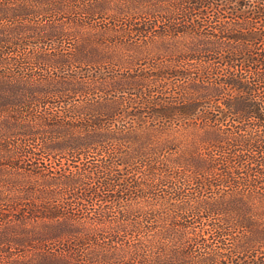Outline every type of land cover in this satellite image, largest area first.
<instances>
[{
  "label": "trees",
  "instance_id": "obj_1",
  "mask_svg": "<svg viewBox=\"0 0 264 264\" xmlns=\"http://www.w3.org/2000/svg\"><path fill=\"white\" fill-rule=\"evenodd\" d=\"M94 1L0 0V159L13 169L20 157L41 156L43 164L9 181V199L0 194L14 208L0 218L18 229L5 243L35 249L28 264H250L239 257H264V134L254 129L264 127V0H218L237 4L241 23L217 29L213 48L223 64L209 67L217 78L192 82L169 101L143 98L160 87L149 78L105 76L116 55L94 38L25 24L60 13L89 19L105 8V0ZM216 1L130 0L121 10L163 18L171 33L192 30V17ZM69 36L76 44L65 52ZM47 44L54 47L46 51ZM76 64L86 70L82 80L49 73ZM166 75L173 76L157 74ZM223 93L217 112L212 103ZM30 142L32 149L22 147ZM203 221L206 230L195 225Z\"/></svg>",
  "mask_w": 264,
  "mask_h": 264
},
{
  "label": "rangeland",
  "instance_id": "obj_2",
  "mask_svg": "<svg viewBox=\"0 0 264 264\" xmlns=\"http://www.w3.org/2000/svg\"><path fill=\"white\" fill-rule=\"evenodd\" d=\"M102 1L104 0H95L94 2ZM173 1L174 0H170V2ZM88 2L92 3L93 1ZM122 3L129 6L131 5L130 0H105L103 12L95 11V13H97L96 16L89 19L85 16L60 13L55 17H47L46 19L37 18L25 24L60 26L64 28L63 31H69L70 33H74V35L84 34L94 38L92 43L99 42L103 49L108 47L111 49L112 53L116 55L114 60L107 62L104 66V68H106L104 69L105 76L119 78L127 74H132L133 77L138 79L141 78L143 81H147L149 78L153 80L154 84L159 83L158 85H160V87L153 88V91L148 96L146 95L143 97L146 101H156L158 98L169 101L171 98L180 97L181 94H183V90L192 82L199 81L201 85L206 81L214 82V78H217V72L212 71L209 67H218L219 64H223L221 61L223 53H215L218 50L213 48L216 47L214 41L220 40L216 39V37L218 38L221 34V31H217V29L219 27H229L233 23H241V21L236 19L233 10L234 7L238 8L237 4L224 5V2L217 0V4H214L212 8H207L206 13L192 17L189 24V26L195 24L192 30H179L170 33L165 27L167 21L163 18H155L156 16L151 17L150 15L144 14L139 16L133 12H128L130 7H128L126 10L127 12H125L121 10ZM164 8L167 7H163V9ZM167 9L170 11L169 7ZM170 15H172V13L166 15L162 14V16ZM199 17H201V20L198 19ZM197 22H199L198 27H196ZM211 28H215V30L213 31ZM181 29H183L182 25ZM162 31L166 32L162 34ZM61 44L63 45L64 51L69 52L73 50L76 39L74 36H69L62 40ZM43 47L46 51H49V49L54 46L47 44ZM201 48L210 49V51L204 52ZM204 68H209L211 72H209L207 77L212 78L208 80L204 79ZM159 71L171 72L173 76L170 77L166 75L165 78L158 77L157 74ZM49 73L51 76L55 74L65 75L67 77L75 76L78 80H82V75L86 74V70L80 67L79 64H76L64 70H52ZM202 80L204 81L202 82ZM223 94V96H219L220 98L212 103L214 105H219L218 108H215V110L218 109L217 112L224 108L223 104L225 101L224 99L227 97L226 94L230 95L231 93L227 91L226 94ZM100 95L101 93L92 94L95 99H98ZM115 96L117 97L118 95L115 93ZM130 96H133L132 99L134 103L143 100L134 95ZM226 124L230 125V122L228 121ZM254 129H257L260 134H264V127H254ZM254 129L252 128V131L256 133ZM35 145L36 142H30L25 143L22 147L32 149ZM35 152L39 154V152ZM42 156L44 159L45 154ZM40 157L41 156L35 157V160L33 158L20 157V162L17 160V163L19 162L17 164L19 167L17 166L14 169L3 163L6 160L0 159V194L5 195L4 199H9L8 197H10L9 195L12 193L9 188L11 184L9 181L14 180L13 177L20 180L23 179L21 176L25 175V173L27 174V172L29 173L32 170H36L38 166L42 168L43 164L36 163H41V160L37 161L36 159H41ZM221 160L224 161L225 159L220 157V163H222ZM246 163H248V166H251L249 161H247L243 164V168ZM231 164L234 166L237 165V163ZM235 172L237 175H244L242 166H237ZM30 178V180L35 182L34 177ZM7 201L9 200L0 201V213L14 209L6 205L8 204ZM12 223L13 222H7L0 218V239L3 241L0 243V264H28V262H32L36 254L34 251L35 249L32 247H25L21 251H16L17 249L11 248L9 247L10 244L7 242L5 243V240H12V237L16 236L18 233V229L14 227ZM195 225L203 227L206 230L210 223H208V221H203ZM214 242L215 241L211 240L209 243L211 247L216 248L217 246ZM224 242L230 245L231 240L226 239ZM239 258H241L239 263L249 262L251 264L252 260L264 262V257H261L259 253L253 256L249 255Z\"/></svg>",
  "mask_w": 264,
  "mask_h": 264
}]
</instances>
